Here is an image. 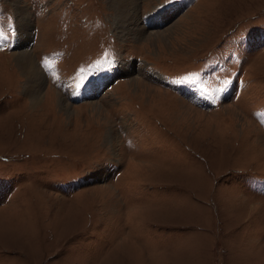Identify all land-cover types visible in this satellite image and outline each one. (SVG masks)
<instances>
[{"label": "rangeland", "instance_id": "1", "mask_svg": "<svg viewBox=\"0 0 264 264\" xmlns=\"http://www.w3.org/2000/svg\"><path fill=\"white\" fill-rule=\"evenodd\" d=\"M118 2L0 0V264H264V0Z\"/></svg>", "mask_w": 264, "mask_h": 264}, {"label": "bare ground", "instance_id": "2", "mask_svg": "<svg viewBox=\"0 0 264 264\" xmlns=\"http://www.w3.org/2000/svg\"><path fill=\"white\" fill-rule=\"evenodd\" d=\"M118 1H119L118 2L119 8L125 9L128 7L127 2L132 3L135 0H118ZM24 9L25 8H22L23 14L20 12L21 15L27 14L26 13L27 11ZM24 17L22 18V20L20 21L19 24L21 25V27L23 29V31L20 30V32H23L25 35L26 30L28 28V21H27V18H24ZM24 39H26V37ZM18 41H19L18 43H22V40L19 39ZM13 58H14L16 65L21 69V76L25 79V82H27L25 91H27L29 93L32 102L36 105L40 101V96H41L40 95V89L42 88L43 81H44L43 76H42V72L39 69V67L37 66V64L34 62L33 56L30 53H28V51H24L22 53H17L15 55H13ZM93 87H94V89L92 91ZM87 91L89 92L88 95L93 94L96 91L95 83L90 84L87 88ZM52 93H53V96H56V94H54V90H52ZM56 100H58V99L56 98ZM138 166H140V165H138Z\"/></svg>", "mask_w": 264, "mask_h": 264}, {"label": "snow or ice", "instance_id": "3", "mask_svg": "<svg viewBox=\"0 0 264 264\" xmlns=\"http://www.w3.org/2000/svg\"><path fill=\"white\" fill-rule=\"evenodd\" d=\"M166 2H170V0H166Z\"/></svg>", "mask_w": 264, "mask_h": 264}]
</instances>
